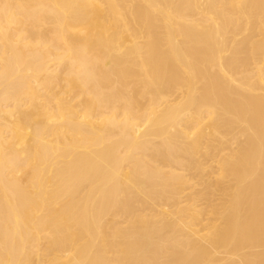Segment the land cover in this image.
Wrapping results in <instances>:
<instances>
[{
	"label": "bare ground",
	"instance_id": "bare-ground-1",
	"mask_svg": "<svg viewBox=\"0 0 264 264\" xmlns=\"http://www.w3.org/2000/svg\"><path fill=\"white\" fill-rule=\"evenodd\" d=\"M257 35L264 0H0V264H264Z\"/></svg>",
	"mask_w": 264,
	"mask_h": 264
},
{
	"label": "rangeland",
	"instance_id": "rangeland-1",
	"mask_svg": "<svg viewBox=\"0 0 264 264\" xmlns=\"http://www.w3.org/2000/svg\"><path fill=\"white\" fill-rule=\"evenodd\" d=\"M256 27H258V26H256ZM250 28L251 29H255V25H251L250 26ZM242 29H245V27H244V25H243V27H242ZM242 31H244V30H242ZM246 35V34H245ZM245 35H242V36H245ZM231 39L232 38H228V44H230L231 43ZM255 41L256 40H259V44L261 45H264V35H257L256 37H254L253 38ZM253 41V40H252ZM254 42V41H253ZM248 47V42L247 41H244V43L243 44H241L240 46H238V50H240L241 52H240V54L244 51V50H246L245 48H247ZM262 50H264V46L261 48V51ZM243 54H244V52H243ZM259 55V56H258ZM258 57V58H257ZM262 58H263V55L260 53V54H257V56L255 57V58H253V59H255L254 61H256V64H254V61L252 62L254 65H253V68H252V70H249L250 71V76L253 78V79H256V80H259L260 79V76H259V74L257 73V69L258 68H256L257 66H259V67H264V59L262 60ZM257 59H259V61H257ZM238 77H243V78H245L247 75H246V73L244 72V73H237L236 74ZM263 78H264V75H263ZM259 82V81H258ZM264 82H260V88L258 89L259 90V94H263L264 93V84H263ZM263 84V85H262ZM262 92V93H261ZM227 150H229V149H226L225 151H227ZM216 163L215 162H213V161H208L207 162V164H206V173L204 174L205 175V177H207V178H210V179H214V176H215V172H213L212 171V167H213V165H215ZM189 189H187L186 191H188ZM185 191V192H186ZM184 192V197L183 198H186V196H187V193L189 192H186L185 193ZM47 227H49V226H47ZM47 227H46V229H47ZM49 229V228H48ZM46 230L45 231V229L43 230V231H45V232H40V236L42 237V239H38V237L40 238V236L38 235V237H36V239H34V241L37 243V241H38V246L40 247V248H36L37 250H38V252L39 253H41L42 251H44L46 248H47V243H48V240L50 241L51 240V238H49V233L47 232V231H49V230ZM41 233H42V235H41ZM47 234V236H45L46 234ZM45 236V237H44ZM44 237V238H43ZM48 237V238H47ZM45 238H46V240H45ZM30 241H32V239L30 240ZM40 241H41V243H40ZM43 241H44V244H43V246H42V243H43ZM47 241V242H46ZM50 243V242H49ZM48 243V244H49ZM41 244V245H40ZM41 246L43 247V248H45V249H43V248H41ZM46 246V247H45ZM41 249V250H40ZM40 250V251H39ZM35 255L33 256V257H36V255H37V253H34ZM46 258H48L47 256L45 257V259ZM34 260H36L35 258H34ZM36 262L37 261H34V263L36 264ZM33 263V264H34Z\"/></svg>",
	"mask_w": 264,
	"mask_h": 264
}]
</instances>
